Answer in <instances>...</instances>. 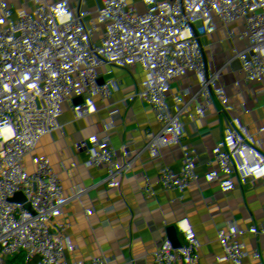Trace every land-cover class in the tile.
I'll return each instance as SVG.
<instances>
[{
	"label": "built area",
	"instance_id": "1",
	"mask_svg": "<svg viewBox=\"0 0 264 264\" xmlns=\"http://www.w3.org/2000/svg\"><path fill=\"white\" fill-rule=\"evenodd\" d=\"M234 49L230 66L205 61L194 48L179 47L172 38L161 53L145 59L141 81L142 96L128 106L127 126L112 122L101 125L104 138L86 130L83 123L69 124L70 113L54 90L48 93L44 114L59 133L54 140L33 142L26 127L4 128L7 105L0 103V264L18 257L21 232L30 225L41 226L34 233V247L54 240L53 227L65 228L78 218L68 207L58 211V197L64 192L89 197L99 194L103 209L88 226L98 227L111 236L119 257L106 264H143L140 245L152 248L148 234L157 245L173 227L182 239L190 237L178 201H168L161 166L174 160L175 149L188 156L201 149L205 172L194 179L205 210L221 211L234 202L233 214L222 217L233 230L218 262L243 264L247 249L264 244V0H214ZM15 0H0V33L12 24ZM115 23L131 29L128 14L115 17ZM108 21L98 23L95 37L106 43ZM85 25L76 27L84 34ZM82 37L75 33L64 39L66 62L62 74L79 54ZM4 42L0 38V52ZM129 60L120 52L94 53L83 57L79 69L98 67L120 78ZM19 73L0 80V86L17 77L25 79L26 97L38 94V85L29 79L24 61ZM76 87L72 77L65 79V90ZM61 155L59 165H55ZM192 165V159L188 160ZM57 167L58 171H55ZM152 202L154 219H142L126 232L129 210ZM147 226V228L145 227ZM260 261V258H256ZM183 264L209 263L197 246H190Z\"/></svg>",
	"mask_w": 264,
	"mask_h": 264
},
{
	"label": "crops",
	"instance_id": "2",
	"mask_svg": "<svg viewBox=\"0 0 264 264\" xmlns=\"http://www.w3.org/2000/svg\"><path fill=\"white\" fill-rule=\"evenodd\" d=\"M123 12L128 14L131 29L115 23V17ZM103 20L108 21L110 29L105 45L100 46L95 30ZM79 25L86 26L84 34L75 32ZM210 29L229 44L214 0H15L11 27L0 33L4 42L0 52V80L17 75L19 66L15 64L24 61L29 79L38 85V94L26 97L25 79L21 77L11 84L1 85L0 103L9 108V115L2 116L4 128L13 131L26 127L33 142L39 138L54 140L60 129L44 114L50 90L63 99L70 113L69 124L83 123L86 130L99 139L104 138L103 123L112 122L117 128H125L128 106L142 96L145 59L151 53L163 52L170 39L173 38L179 47L194 48L205 61L213 60L225 66L234 63V49L230 44L231 52L227 54L216 47L209 50L205 33L212 31ZM74 33L82 37L79 54L62 74L60 69L67 56L64 39ZM116 51L129 60L120 78L98 67L78 68L84 56ZM67 77L75 80L72 92L75 98L65 90ZM175 152L174 160L161 166L163 184L168 201H178V212L184 218L190 237L182 239L173 227L163 245H157L153 232H159L161 227H155L147 236L152 248L146 242L140 245L143 264H183L190 246H197L209 263L226 264L217 259L226 250L233 228L222 217L233 214L234 202L221 211L205 210L199 190L193 185L194 179L205 172L203 152L197 149L188 156L177 149ZM190 158L192 165L188 163ZM60 161L61 155L55 165ZM103 206L104 200L99 194L84 197L64 192L58 197V211L73 207L78 211V218L63 229L54 226V240L37 248L33 235L40 231L39 228L36 225L26 227L17 245L18 257L5 264H106L116 260L119 253L109 233L98 227H88ZM155 216L152 202L132 207L125 228L127 234L133 235L135 223ZM263 229V223L253 227V231ZM244 246L247 253L243 264H264V244L255 250L250 249L248 241H244Z\"/></svg>",
	"mask_w": 264,
	"mask_h": 264
},
{
	"label": "rangeland",
	"instance_id": "3",
	"mask_svg": "<svg viewBox=\"0 0 264 264\" xmlns=\"http://www.w3.org/2000/svg\"><path fill=\"white\" fill-rule=\"evenodd\" d=\"M212 31L207 30V32L205 33V40L207 41V47L209 48V50H213L212 48H219V51L227 54L231 52V47L229 46V44L225 43V40L223 39H219L218 36H216L215 32L213 31V29H210ZM219 53V52H218Z\"/></svg>",
	"mask_w": 264,
	"mask_h": 264
},
{
	"label": "water",
	"instance_id": "4",
	"mask_svg": "<svg viewBox=\"0 0 264 264\" xmlns=\"http://www.w3.org/2000/svg\"><path fill=\"white\" fill-rule=\"evenodd\" d=\"M15 66H18V64H15ZM10 69H12V68H10ZM61 211H62V209H61ZM37 228H39L40 231L42 230V227L41 226H37Z\"/></svg>",
	"mask_w": 264,
	"mask_h": 264
}]
</instances>
